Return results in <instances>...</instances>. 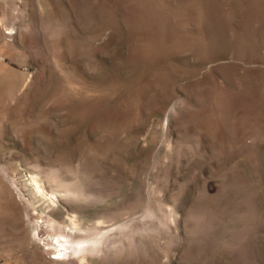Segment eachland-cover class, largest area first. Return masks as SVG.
I'll return each instance as SVG.
<instances>
[{"label": "rangeland", "instance_id": "obj_1", "mask_svg": "<svg viewBox=\"0 0 264 264\" xmlns=\"http://www.w3.org/2000/svg\"><path fill=\"white\" fill-rule=\"evenodd\" d=\"M0 264H264V0H0Z\"/></svg>", "mask_w": 264, "mask_h": 264}, {"label": "bare ground", "instance_id": "obj_2", "mask_svg": "<svg viewBox=\"0 0 264 264\" xmlns=\"http://www.w3.org/2000/svg\"><path fill=\"white\" fill-rule=\"evenodd\" d=\"M34 181L36 183L37 188L39 189L41 187V185L35 179H34ZM70 225H71V228H73V229H77V230L79 229V226H78L79 224H78L77 217H75L73 220L70 221ZM67 241H69V243H71L72 246L66 245V241H64V242L60 241V245L64 247V250L67 251L68 249L71 250V248H72L75 251H78L79 247L77 245H80V243H81L80 241H74V240L71 241V240H68V239H67ZM73 244L76 245V246H74V248H73ZM62 254L65 255L67 253H65V251H64V252H62Z\"/></svg>", "mask_w": 264, "mask_h": 264}]
</instances>
